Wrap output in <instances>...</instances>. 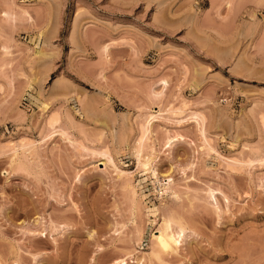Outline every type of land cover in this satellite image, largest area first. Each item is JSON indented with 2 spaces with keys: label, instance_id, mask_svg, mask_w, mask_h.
<instances>
[{
  "label": "rangeland",
  "instance_id": "obj_1",
  "mask_svg": "<svg viewBox=\"0 0 264 264\" xmlns=\"http://www.w3.org/2000/svg\"><path fill=\"white\" fill-rule=\"evenodd\" d=\"M119 259L264 264V0H0V264Z\"/></svg>",
  "mask_w": 264,
  "mask_h": 264
},
{
  "label": "bare ground",
  "instance_id": "obj_2",
  "mask_svg": "<svg viewBox=\"0 0 264 264\" xmlns=\"http://www.w3.org/2000/svg\"><path fill=\"white\" fill-rule=\"evenodd\" d=\"M195 115V117H196V120L199 118V116L196 114V113H194ZM198 117V118H197ZM155 118V116H152V115H150V116H148V118L146 119L147 121H146V125L144 126V132L146 133V131L148 132V129H149V127H150V124H151V122H152V120ZM143 126V125H142ZM142 131V130H141ZM143 132V131H142ZM143 132V133H144ZM144 133V134H145ZM141 135H143V134H141ZM145 136L143 135V138H144ZM143 138H140V140L141 139H143ZM140 140H136V141H138V143L137 142H135L136 143V145L135 144H132V146H133V148H135L134 150H136L137 152H141L142 150H141V148H142V144L140 143ZM143 141H144V139H143ZM142 142V141H141ZM146 142V141H145ZM143 143V142H142ZM172 143V141H168V143H167V145L169 144V146H170V144ZM140 144V145H139ZM144 144V143H143ZM151 145V144H150ZM144 146V145H143ZM168 146V147H169ZM146 147V146H145ZM132 148V149H133ZM151 148V147H150ZM14 149V148H13ZM153 149V148H152ZM134 150H133V152H134ZM141 150V151H140ZM154 151V150H153ZM142 153V152H141ZM135 154V156H136V153H134ZM153 152L152 153H150L149 155H147L146 157H144V158H142V157H140L139 159H141L140 161H141V164H142V166L144 167L143 169H146L147 171H149V172H151L152 173V175L155 177L154 179H156L157 178V172H156V168L152 165V162H153ZM140 156L142 155V154H139ZM109 156V155H108ZM137 156H138V154H137ZM106 157V156H105ZM140 161H138V165H139V162ZM140 164V165H141ZM142 166H140V168H142ZM119 173H121V171H119ZM129 173V172H128ZM130 174V173H129ZM128 176V175H127ZM152 177V176H151ZM157 180V182H158V184L160 185V188L162 189V191H161V193H164V194H166L168 191H170L171 190V186H172V178H170V176H168V175H165L164 176V178H163V182L162 181H159V179L157 178L156 179ZM172 193H173V190H172ZM175 193V192H174ZM211 194V193H210ZM212 197L215 199V195H214V193H212ZM163 215H165V214H163ZM164 217V216H163ZM162 217V218H163ZM178 217H176L175 218V216L173 217V216H168L167 214L165 215V217L163 218V222H164V224H163V226H162V224L160 223V225H159V227L160 228H157V232H156V234H152V239H153V243H155L154 244V246L151 248L152 250L150 251V255H151V252H157V253H162V252H167L168 253V251L170 250V251H174L175 250V248L176 247H178L179 246V244H180V241H181V238H182V236L184 235V230H185V226L183 225V223L182 222H180V218L179 219H177ZM173 224L174 225H176V224H178V229H176L177 230V232H176V230L175 229H173ZM163 227V228H162ZM174 230V231H173ZM156 246V247H155ZM153 248H155V250H153ZM156 249H159L161 252H158V251H156ZM162 250H165V251H162ZM155 254V255H154ZM149 255V256H150ZM152 255L153 256H157L158 254H156V253H152ZM161 256V255H160ZM157 257H159V255L157 256ZM156 257V258H157ZM150 258V257H149ZM161 259V258H160ZM124 259H119V260H115V261H113L111 264H125V262L123 261ZM158 260H159V258H158Z\"/></svg>",
  "mask_w": 264,
  "mask_h": 264
}]
</instances>
